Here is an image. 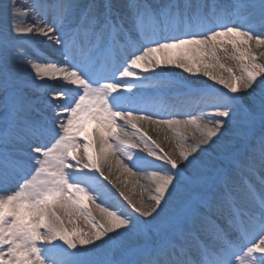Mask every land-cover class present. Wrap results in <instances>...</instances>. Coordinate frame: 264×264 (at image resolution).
<instances>
[{"label": "snow or ice", "instance_id": "6c2138e0", "mask_svg": "<svg viewBox=\"0 0 264 264\" xmlns=\"http://www.w3.org/2000/svg\"><path fill=\"white\" fill-rule=\"evenodd\" d=\"M0 264H264V0H0Z\"/></svg>", "mask_w": 264, "mask_h": 264}, {"label": "bare ground", "instance_id": "6f19581e", "mask_svg": "<svg viewBox=\"0 0 264 264\" xmlns=\"http://www.w3.org/2000/svg\"><path fill=\"white\" fill-rule=\"evenodd\" d=\"M34 41H36L37 43H39L41 46H46V44L44 43V41L42 40V39H34ZM179 72H180V70H177V74H179ZM185 75H187V74H185ZM146 130H148V129H146ZM149 131V135H153V138L154 139H156L157 137L155 136V134L151 131V130H148ZM129 140L131 141V142H133V143H141L140 141H139V138H138V136H132V135H129ZM158 142H160L159 140H158ZM162 146H165V145H162ZM141 147H143V145H142V143H141ZM165 150H167V147L165 146ZM106 174H107V172H106ZM113 179H115V176H113L112 177ZM119 183V182H118ZM120 187H123V185H120ZM125 191H130V186H129V188H127V189H124ZM116 195L115 196H113V194H112V192H110V200H109V203L110 204H113V205H119L121 202H122V200H121V198L118 196V194H117V192L116 191H113Z\"/></svg>", "mask_w": 264, "mask_h": 264}]
</instances>
